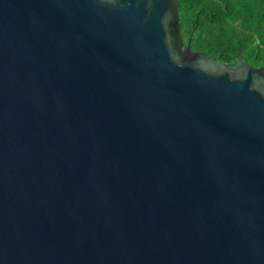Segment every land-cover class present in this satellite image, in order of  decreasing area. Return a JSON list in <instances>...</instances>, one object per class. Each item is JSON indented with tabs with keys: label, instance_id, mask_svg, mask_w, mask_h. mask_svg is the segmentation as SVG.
Listing matches in <instances>:
<instances>
[{
	"label": "water",
	"instance_id": "95a60500",
	"mask_svg": "<svg viewBox=\"0 0 264 264\" xmlns=\"http://www.w3.org/2000/svg\"><path fill=\"white\" fill-rule=\"evenodd\" d=\"M0 264H264V65L177 0H0Z\"/></svg>",
	"mask_w": 264,
	"mask_h": 264
},
{
	"label": "trees",
	"instance_id": "16d2710c",
	"mask_svg": "<svg viewBox=\"0 0 264 264\" xmlns=\"http://www.w3.org/2000/svg\"><path fill=\"white\" fill-rule=\"evenodd\" d=\"M184 43L233 64L264 65V0H177Z\"/></svg>",
	"mask_w": 264,
	"mask_h": 264
}]
</instances>
